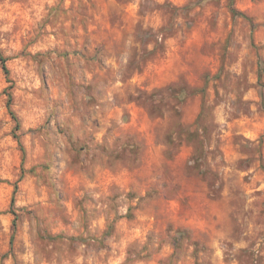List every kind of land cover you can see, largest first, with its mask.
<instances>
[{
    "label": "rangeland",
    "instance_id": "obj_1",
    "mask_svg": "<svg viewBox=\"0 0 264 264\" xmlns=\"http://www.w3.org/2000/svg\"><path fill=\"white\" fill-rule=\"evenodd\" d=\"M0 52V264H264V0H0Z\"/></svg>",
    "mask_w": 264,
    "mask_h": 264
},
{
    "label": "trees",
    "instance_id": "obj_2",
    "mask_svg": "<svg viewBox=\"0 0 264 264\" xmlns=\"http://www.w3.org/2000/svg\"><path fill=\"white\" fill-rule=\"evenodd\" d=\"M230 10H231V12H232V14H233L234 16H235V15H238V14H241V13H239L236 9H233L232 7H230ZM6 60H7V58H6L4 55H2L1 52H0V61H1V64H2V68H3V70H4V73H5L6 76H7V81L10 82V84L8 85L7 88H11V87H12V82H11L9 76H8V75H9V69H8V67H7V65H6ZM203 90H204V89H202V91H203ZM191 92H195V91L192 90ZM185 94H186V93H185V88H182V89H180V91H179V95H178V96H180L181 98H184ZM180 97H179V98H180ZM11 101H12L11 94L8 93V98H7V108H8V110H9V113L11 114L12 118H13L14 121H15V129H18V128H19V121H18V119H17V117H16L14 111L11 109ZM21 151H22V154H23V156H24V149H23L22 145H21ZM22 160H23V157H22ZM16 189H17V182L14 183L13 195H12V197H11V202H10L11 208H12L13 205H14V193L16 192ZM11 210H12V209H11ZM11 212L15 215V211H11ZM15 216H16V215H15ZM15 218H16V217H15ZM13 224L15 225V221L13 222Z\"/></svg>",
    "mask_w": 264,
    "mask_h": 264
}]
</instances>
